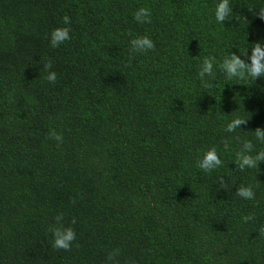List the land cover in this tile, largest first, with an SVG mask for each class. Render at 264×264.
<instances>
[{"label":"trees","instance_id":"1","mask_svg":"<svg viewBox=\"0 0 264 264\" xmlns=\"http://www.w3.org/2000/svg\"><path fill=\"white\" fill-rule=\"evenodd\" d=\"M215 3L0 0V264H107L115 250V264H264V162L233 163L237 138L264 150L254 134L264 78L216 67L264 41V0H230L224 24ZM141 7L151 23L134 21ZM57 27L70 39L52 48ZM138 35L155 48L130 55ZM209 56L205 86L197 73ZM236 118L244 123L226 132ZM213 146L222 166L202 172L196 162ZM242 185L254 200L235 195ZM61 213L76 233L68 251L51 243Z\"/></svg>","mask_w":264,"mask_h":264},{"label":"clouds","instance_id":"2","mask_svg":"<svg viewBox=\"0 0 264 264\" xmlns=\"http://www.w3.org/2000/svg\"><path fill=\"white\" fill-rule=\"evenodd\" d=\"M232 8L230 0H216L214 6V19L217 23L224 24L226 20H230ZM261 18H264V9L258 12ZM133 19L138 24L151 23V11L146 7L138 8L134 14ZM70 17H63V24L70 25ZM70 39V31L68 27H57L53 29L49 35V45L52 48H57ZM155 48L153 40L148 35H138L130 40V55L144 54ZM250 55L247 52L243 55L244 58L235 52L228 53L222 61L216 65L227 79H242L245 77L256 80L257 78H264V41L256 42L250 46ZM249 49V48H248ZM214 62L215 57H204L200 62L198 69V77L202 83L207 86V79L214 78ZM47 71L46 80L50 84H54L57 80L55 71H52V63L48 62L43 65ZM244 121L240 118L233 119L226 124L225 131L233 133L240 128ZM255 139L259 144L264 145V129L257 128L254 131ZM48 138L62 144L64 137L55 129L49 130ZM240 148L235 152L234 164L237 166L236 170L244 171L245 169L255 168L261 162H264V150L255 151L251 140L240 141ZM225 151L229 150L228 143L224 144ZM254 153V154H253ZM197 167L205 173H210L222 166V160L217 152L216 147H209L203 150L202 154L196 162ZM221 185L223 180H220ZM235 195L243 200H254L255 192L251 185L240 186L235 192ZM253 217H244L245 221L251 220ZM63 214H57L54 222L49 227V232L52 237V247L58 250L68 251L71 249L73 241L76 240V233L70 226L65 227L62 223ZM72 223H75L73 221ZM259 233L264 235V226L259 229ZM118 255V250L113 251L106 257L107 264H115V257Z\"/></svg>","mask_w":264,"mask_h":264}]
</instances>
